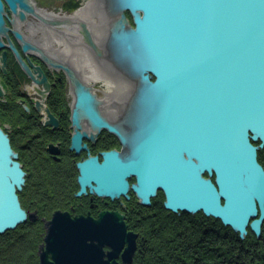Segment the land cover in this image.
I'll list each match as a JSON object with an SVG mask.
<instances>
[{"label":"water","instance_id":"1","mask_svg":"<svg viewBox=\"0 0 264 264\" xmlns=\"http://www.w3.org/2000/svg\"><path fill=\"white\" fill-rule=\"evenodd\" d=\"M5 1L15 13L18 7L31 12L29 0ZM105 2L114 19L109 60L137 79L138 90L125 116L126 130L121 121L110 122L102 114L103 102L93 88L69 72L76 86L75 109L80 112L74 118H88L96 129H108L129 147L125 157L113 150L104 154L101 164L96 157L80 164L82 182L94 180L98 193L116 198L127 196V178L133 175L137 178L133 189L144 205H150L161 190L171 212H202L242 239L248 227L260 236L264 0ZM3 12L0 0V35L7 30ZM125 12L132 15L134 26ZM20 16L24 18L22 11ZM69 21L48 24L59 30L75 26L81 43L101 58L103 48L92 28L83 20ZM17 37L22 39L18 33ZM25 176L8 134L0 127V235L29 217L19 197ZM60 219L56 214L46 249L40 248V264H118L122 251L123 262L133 261L138 235L128 232L121 214L110 213L93 223L73 220L59 225ZM104 245L111 248L107 260Z\"/></svg>","mask_w":264,"mask_h":264},{"label":"flooded vegetation","instance_id":"2","mask_svg":"<svg viewBox=\"0 0 264 264\" xmlns=\"http://www.w3.org/2000/svg\"><path fill=\"white\" fill-rule=\"evenodd\" d=\"M2 1L7 30L0 35L4 43V47L0 48V127L8 134L11 145L18 154V161L26 173V182L19 197L29 217L21 225L29 222L31 226L38 227L43 243L41 246L46 249V238L56 214L61 216L59 225H65L73 220L93 223L102 216L118 213L124 217L128 232L138 235L137 255L141 242L146 238L141 229L146 215L154 214L155 208H162L168 214L174 213L165 208V195L161 190L151 198L150 205H144L133 189L137 182L136 176L127 178V196L116 198L98 193L94 180L82 182L80 164L95 157L96 163L101 164L105 159L104 154L113 150L120 152L123 157L127 155V146L116 134L106 128L96 129L88 118H74L75 114L80 113L75 109L76 86L69 74L76 72L78 78V68L74 62L77 54L75 49L86 46L91 58L93 51L85 44L82 46L75 43L76 35L78 37L75 26L67 30L60 29L72 42L68 49L58 42L47 46L42 54L31 48L25 49L27 41L44 47L38 41L41 33L37 26L41 19L19 7L15 13L5 0ZM29 1L35 4L36 9L61 16H73L81 9L76 7L70 11L79 0ZM57 1L61 2L58 12L52 6ZM79 4L82 5V0ZM21 11L24 18L20 16ZM53 30L56 31L54 28ZM17 33L24 39L18 38ZM83 77L82 82L89 84ZM89 86L95 92L96 87ZM128 102L130 103L129 100L122 103L123 106L112 114L104 109L101 112L111 122L121 121L122 126L128 130L129 127L125 124L126 112H122ZM259 162L264 167V163ZM205 177L208 175L205 174ZM211 179L215 182L214 176ZM145 211L150 213L145 215ZM181 213L183 212L177 214ZM235 233L248 245V252L252 253H249L251 260L257 258V261L250 264H264V222L260 236L250 227L243 239ZM102 251L103 259L107 260L111 248L104 245ZM122 253L123 251L117 258L120 264H123ZM253 255L257 256L254 258ZM49 259L52 260L51 255Z\"/></svg>","mask_w":264,"mask_h":264},{"label":"trees","instance_id":"3","mask_svg":"<svg viewBox=\"0 0 264 264\" xmlns=\"http://www.w3.org/2000/svg\"><path fill=\"white\" fill-rule=\"evenodd\" d=\"M161 209L155 208L156 212L147 216V220H151L150 231L140 244L135 264H250L257 261V255L251 260L248 245L219 220L202 213L168 214ZM29 224L0 235V240H4L0 242V250H8L0 253V264H39L38 256L32 252L35 240L30 239L36 238L37 234L30 231L38 227Z\"/></svg>","mask_w":264,"mask_h":264},{"label":"bare ground","instance_id":"4","mask_svg":"<svg viewBox=\"0 0 264 264\" xmlns=\"http://www.w3.org/2000/svg\"><path fill=\"white\" fill-rule=\"evenodd\" d=\"M89 1L90 0H87V1L82 0V7H80L81 8L80 11H78L77 13H75L73 16H61V15H57V14H55L53 12H48V11L41 10V9H36L35 4H33V3L30 4L31 12H35V14L41 19V20H39L40 23L37 26L38 27L37 29L40 30V33H41V38L39 37V40L38 41L41 42L44 47H39L38 44L31 43V42L27 41L26 44L29 46L28 48H31L33 51H35L38 54L39 53L42 54L43 51L46 49L47 46L53 45L52 44L53 42H58L59 45L64 46V47H66L68 49V47L70 45V44H68L69 43L68 42V39L69 38H67L66 35H65V33L63 31L59 30V29H56L57 33H55L56 31L53 30V27L50 26L48 24V22H52V21H55V20H57V21L70 20L69 22H72V20L73 21H75V20H78L79 21V19H81V18H83V17L86 16V15L84 16V14L87 11V8H88L87 5H88V3H90ZM33 9H34V11H33ZM125 14H127V12H125ZM85 22L91 27V25L89 23V22H91L90 17ZM58 31H59V34H58ZM96 34L98 35V33H96ZM33 35H34V33H32V36ZM93 35L97 39L98 44H101L102 42H105V39H103L104 41L103 40L100 41L97 38V36L95 35L94 31H93ZM103 35H104L103 38H106V42H105V44L102 43L104 45V47L102 45L101 46L103 48H105L104 53H106V51H109V44H108L109 42H108V39H109V36L110 35H109V32H108V34H106V35L103 34ZM76 37H77V35H76ZM23 39L24 38L22 37V40ZM0 41H2V40L0 39ZM80 45L83 46L84 44L80 43ZM75 50H77L76 51L77 54H75L76 55V59H75L74 62H75L76 67L78 68L77 75H78L79 82H82V80H83L82 77H83V74L85 73L84 74L85 77H83V78H85V80L89 83V84H87L85 82L84 83L85 86H87V87H90L89 85H94L95 86V84L97 82H100V81L103 82V84L106 85L107 86L106 88H108V89L111 88V87H113V86H118L119 87L121 85V86H124L125 88H128V90H129L128 96H127V100L132 101L134 99L135 93L138 90V82H137V79H133L132 77H130L126 73L125 74L124 73L122 74L121 72L117 71L118 69H115L113 73H110L111 72V71L109 72V69L111 70V66H110V62L111 61L109 60L110 57L109 56L107 57L105 54H103V56L101 58L99 56H96V55H93L94 58H91L90 55L88 54L89 51L86 48V46H84V47H78ZM46 52H47V50H46ZM94 59H95V61H94ZM99 61L102 62V63H104V65L100 64ZM105 70L107 71L106 73H105ZM115 72H117V73H115ZM74 74L76 76V72ZM124 75L128 76V78L125 77ZM72 76L73 75H71L70 78L72 79V82H73L74 81V78H72ZM99 94L100 93L96 92V95L98 96V99L101 102L105 101V97H103V96H101V94L100 95ZM103 95H104V92H103ZM74 102L76 103V99H75ZM127 104H126V107H124V109L122 110L123 113L124 112H126V113L128 112L126 109L129 107V105L127 106ZM126 148H127V150H126L127 152L126 153L128 154L129 153V147L127 146V147H125V149ZM199 213H202V212H199ZM174 214H177V213H174ZM209 218H211V217H209ZM213 219L216 220V218H213ZM217 220H219V219H217ZM17 227H19V226H17ZM226 227H229V226H226ZM229 228H231V227H229ZM11 231H13V230H11ZM1 235H4V234H1ZM239 236H240V234H239ZM136 251H137V249H136ZM135 255H136V252H135ZM135 255H134V257H135ZM109 256H110V253L108 254V257ZM134 257H133V261L131 263H125V262H123V264H135V259L136 258H134ZM38 261L41 263V259H38ZM116 262L118 264H120L117 261V258H116Z\"/></svg>","mask_w":264,"mask_h":264},{"label":"rangeland","instance_id":"5","mask_svg":"<svg viewBox=\"0 0 264 264\" xmlns=\"http://www.w3.org/2000/svg\"><path fill=\"white\" fill-rule=\"evenodd\" d=\"M85 1H87V0H85ZM81 2V0H79V2H78V4L77 5H74V6H72L73 8H71V10L70 11H72V9H74V8H76V7H81L82 5H80L79 3ZM90 3H88V8H87V11H86V13L84 14V16L85 17H83V18H81V19H79V20H84V21H86L89 17H90V19H91V22H89L90 23V25H91V27H92V29H93V31H94V33H95V35L97 36V38L101 41V40H103V39H105V42H106V38H103L104 37V35L103 34H108V32L110 31V28H111V23H112V21L114 20L113 19V17H112V15H111V13H110V11L108 10V8H107V4H106V2H105V0H90L89 1ZM62 4H64V3H62ZM53 7H56L55 9H54V11H56V12H58V9L57 8H59V7H61V2L60 1H57L56 2V4L54 3L53 5H52ZM62 7H64V5H62ZM92 17V18H91ZM126 17H127V19L129 20V22H130V25L131 26H134V21H133V17H132V15L129 13V12H127V14H126ZM96 33H98V35L96 34ZM68 38H69V36H68ZM75 43L76 44H79L80 45V43H81V40H80V38H78V37H76L75 38ZM96 41H97V39H96ZM104 41V40H103ZM68 44H71L72 42L70 41V38L68 39ZM105 42H102L103 44H105ZM74 42H73V44H75ZM98 43V42H97ZM99 44L100 45V47L101 48H103L104 47V45L103 44ZM83 44V43H82ZM103 47H102V46ZM105 51V48H103V52ZM107 57L109 56L110 57V59H111V54H110V52H108V51H106V53H104ZM94 58V57H93ZM94 61H95V59H94ZM111 62H112V60H110ZM100 62V61H99ZM113 63V62H112ZM112 63H110V66H111V70L109 69V72L110 73H113L114 72V70L115 69H118L117 71H119V72H121L122 74L124 73H126L125 71H123L122 69H119L118 68V66L117 65H114V63L112 64ZM100 64H102V65H104V63H102V62H100ZM109 64V63H108ZM110 68V67H109ZM113 68V69H112ZM107 71L105 70V73H106ZM115 73H117V72H115ZM108 75V74H107ZM115 75V74H114ZM117 76V75H116ZM125 77H127L128 78V76H126V75H124ZM95 92H99L100 94H101V96H103V97H105V101H103V105H102V109H104L105 111H107V113L110 111L111 112V114H112V112L113 111H115V110H117V109H119L120 107H121V105L123 106V104H125L126 102H127V96H128V88H125L124 86H113V87H111V88H106L107 86L106 85H104L103 84V82H97L96 84H95ZM98 90V91H97ZM103 92H104V95H103ZM99 94V95H100ZM123 103V104H122ZM112 110V111H111ZM257 145L259 144V142H257L256 143ZM258 155H259V157H258V159H259V161H261V160H263V163H264V148H262V149H260L259 151H258ZM261 159V160H260ZM148 211H150V209H148ZM147 213H150V212H147V211H145V215L147 214ZM201 215V213H197V214H192V215ZM146 216H148V215H146ZM148 218H146V219H144V222H145V224L142 226V231H144V234L146 235V236H148V234H146V232L147 231H150L149 229V226H151V220H147ZM220 221V220H219ZM29 222H27V224H28ZM21 226V225H20ZM19 226V227H20ZM29 226H30V224H29ZM28 226V227H29ZM28 227H26V228H28ZM18 228V227H17ZM16 228V229H17ZM15 229V230H16ZM29 229V228H28ZM34 230H31L30 232H33L34 234H37V236H36V238H34L35 236H32L30 239H34L35 240V242L33 241V240H31L32 242H34V244H36L35 246H34V248L32 249V252H34V253H36V256H40V246H41V244H43L42 243V240H41V236H40V231H39V229H37V228H33ZM22 231H23V233L25 232V229H22ZM7 237L5 236V238L4 239H6ZM26 239H27V241H29L28 239L29 238H27V236H26ZM0 242L1 243H3L4 242V240H0ZM146 243V242H145ZM148 244V243H147ZM3 249V248H2ZM10 251V250H9ZM12 251H14V250H12ZM6 252H8V250L7 251H3V250H0V253L1 254H4V253H6ZM18 253H20L19 255H20V257H22V253H21V251H19L18 250ZM16 255V254H15ZM18 257V256H17ZM16 257V258H17ZM20 262H22V261H20Z\"/></svg>","mask_w":264,"mask_h":264}]
</instances>
